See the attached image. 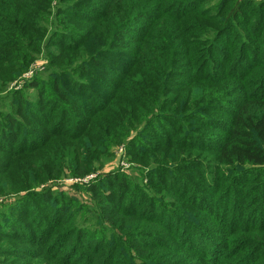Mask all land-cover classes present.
Segmentation results:
<instances>
[{"label":"trees","instance_id":"16d2710c","mask_svg":"<svg viewBox=\"0 0 264 264\" xmlns=\"http://www.w3.org/2000/svg\"><path fill=\"white\" fill-rule=\"evenodd\" d=\"M52 1L0 0V68L13 79L30 45L14 36L25 38L40 13L54 12L71 30L55 38L64 54L51 82L36 100L18 92L8 125L0 120V195L96 172L133 130L152 134L168 106L175 126L134 149L147 179L156 177L153 190L107 176L86 187L96 228L86 226L88 216L76 218L91 208L72 201L57 207L45 245L14 234L16 224L0 231V249L32 242L37 251L24 250V264H264V8L218 0L210 13L201 8L206 0H58L67 3L49 12L43 4ZM96 1L87 18L74 11ZM69 22L89 26L75 32ZM228 32L236 38L225 40ZM217 41L228 49L222 58L210 48ZM51 122L58 128H47ZM36 134L38 144H29Z\"/></svg>","mask_w":264,"mask_h":264},{"label":"rangeland","instance_id":"374dc122","mask_svg":"<svg viewBox=\"0 0 264 264\" xmlns=\"http://www.w3.org/2000/svg\"><path fill=\"white\" fill-rule=\"evenodd\" d=\"M206 1L207 3L201 8L209 9L210 13L214 12V6L217 4L218 0ZM236 1L246 2L247 4H251L252 7L258 9L264 8V0ZM66 3L67 2L64 1L53 0L50 4L44 3L43 6L45 8L48 6L47 10L50 12ZM90 4L92 5L86 7L72 6L77 14L83 13L87 18L89 10L95 11L101 3L96 1L95 3L91 2ZM40 14H42V19L36 22V26L30 27L26 30L25 38L14 36L18 40H27L30 43L28 47L29 49L27 50V52H29L27 54L28 58L26 60L28 63L24 69L13 79L11 78L13 72L12 69L5 70L4 68H0V83L4 84V82L10 79L8 85L4 87L5 91L0 94V120L4 126H6V124L8 125L5 115L12 113L15 104H17V101L15 100L16 94L24 91L25 97L30 100H36L39 88H43L49 84L51 82L50 75L55 72V69L60 67L59 64L61 59L59 58L64 54V51L56 46V40H59L60 38H55H58L56 37L57 35H65L66 32L69 33L71 30L67 26H63L64 24L61 23V19H55L56 15L54 12L53 14ZM70 23L71 22H69V24ZM72 25L76 28L75 32L89 26L86 22H74ZM225 35V40H227L230 35V40L236 38L235 34L233 35L232 32H228ZM7 36L8 37L6 38H9L11 35ZM12 39L14 38L12 37ZM210 48L214 56H219L221 58L224 56V52L228 51V49L225 48V44L219 41L211 44ZM172 79L173 78H169L168 83ZM32 84H35V88L28 87L30 89L24 90L26 86H31ZM40 84L42 87H40ZM175 85L172 86L175 87ZM173 97L174 94H169L168 96V98ZM169 108L170 106L164 108L158 113V119L154 121L149 129L153 130L151 131L152 134L146 131L142 132L143 128H140L138 129L140 134L137 135L138 132L133 130L131 137L126 142L108 150L107 156L103 159V164L97 168L96 172L88 174L83 178H66L58 182L49 181L43 186V188H37L19 195L9 197L0 195V231L12 233V231H10L11 226L19 224L21 225V228L18 230L16 229L14 234L21 237L26 236L27 238L34 237V241L44 242L42 245H45L47 242L45 241L46 238H49L50 231L53 226H55L54 221L59 217V214H57V207L63 205L69 206L72 201L84 206V208H91L90 212L85 211L84 209V214H76V218L83 215L88 216L89 220L85 223L86 226L96 228L95 223L92 222L96 217V214H94L95 201L86 187L101 184L100 179L103 180L107 176H116V174L126 176L128 179L127 188H129V190H131L130 183L137 184L143 191L149 192L153 190L154 186L151 182L154 181L156 177L154 179L148 178V181L146 173H149L150 169L148 171L147 167L139 165L138 159L134 158L133 154L134 149L136 153L137 148L143 149L147 148L146 146L155 144L156 140L153 139V135L156 134L155 139L164 137L168 134L167 132L169 129L167 127L171 129L174 128L175 125L166 116V112H168L167 110H169ZM50 124L51 125H48L47 128H58L53 122ZM41 128L43 129V127H36L35 129L40 130ZM2 135L3 134L0 133V136ZM6 136H8V134ZM36 136V138L31 139L29 144H38L41 135L36 134ZM18 137L21 136L19 135ZM10 138H12L11 140H14V137ZM138 138L140 139L138 140ZM131 143H133L132 146L130 145ZM11 144L12 143H8L7 145ZM7 145L5 144V146ZM4 163L5 156L0 154V169ZM177 174L182 173L179 172ZM44 188L51 190L52 197L50 199H45L40 196L46 192L41 190ZM118 191H121L120 186L114 187V192L117 193ZM157 192H159V196H164L166 190L158 189ZM159 196L157 195V197ZM109 200H113V198L111 197ZM124 204H127L126 201ZM156 204L158 209L161 208L158 203ZM14 244L15 245L10 249H0L2 250L0 251V264H24L26 262V256L22 255V252L24 250L29 252L37 251V249L32 246V242L28 245L25 241L16 240ZM52 247L53 246H51V248Z\"/></svg>","mask_w":264,"mask_h":264}]
</instances>
